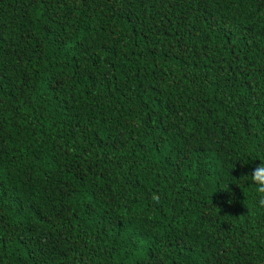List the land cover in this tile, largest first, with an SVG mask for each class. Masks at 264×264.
<instances>
[{"label": "trees", "instance_id": "trees-1", "mask_svg": "<svg viewBox=\"0 0 264 264\" xmlns=\"http://www.w3.org/2000/svg\"><path fill=\"white\" fill-rule=\"evenodd\" d=\"M261 159L264 0H0V264H264Z\"/></svg>", "mask_w": 264, "mask_h": 264}, {"label": "clouds", "instance_id": "clouds-1", "mask_svg": "<svg viewBox=\"0 0 264 264\" xmlns=\"http://www.w3.org/2000/svg\"><path fill=\"white\" fill-rule=\"evenodd\" d=\"M260 161L262 162L244 175L243 178L250 181L258 193L264 194V159H261ZM152 199L156 203H159L160 197L157 194H153ZM261 203L264 204V201ZM229 204H231V201H229Z\"/></svg>", "mask_w": 264, "mask_h": 264}]
</instances>
